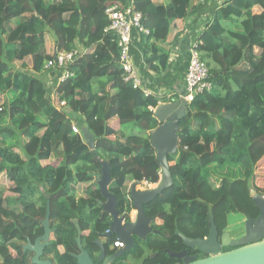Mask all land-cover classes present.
I'll list each match as a JSON object with an SVG mask.
<instances>
[{
	"label": "trees",
	"instance_id": "trees-1",
	"mask_svg": "<svg viewBox=\"0 0 264 264\" xmlns=\"http://www.w3.org/2000/svg\"><path fill=\"white\" fill-rule=\"evenodd\" d=\"M115 2L0 0V174L19 197L14 207L0 192V264H32L31 253L23 247L43 234L44 195L49 196L53 232L43 257L51 264H76L71 256L78 254L74 220L82 233V249L90 257L98 253L95 241L99 232L108 230L109 217L96 201L100 165L94 156L109 164L108 192L127 221L133 208L126 185H155L159 180L149 133L158 126L153 109L165 98L146 96L123 81L116 39L104 31L109 24L106 9ZM167 2L132 0L147 31L139 35L145 64L153 71L166 69L168 52L159 45L166 42L173 23L191 15L192 0ZM215 7L197 49L204 62L208 53L218 69L209 71L210 89L194 98L179 122L178 152L168 156L173 184L143 207L147 218L157 219V233L135 240L115 264L127 258L139 264H181L166 251L200 253L186 248L176 233L205 239L211 218L220 237L229 215L258 217L249 192L264 196L255 187L256 167L264 158V0H224ZM48 43L54 52H69L76 44L85 50L69 66L73 77L54 91L69 113L48 99L43 73L53 54ZM113 119L141 134L114 132L109 124ZM74 125L78 134L72 131ZM82 128L94 137V155ZM52 157L61 159L56 168L41 166ZM212 177L219 186L211 184ZM77 184L87 185L86 197L75 196ZM114 242L112 238L104 245L106 256L116 251L109 250Z\"/></svg>",
	"mask_w": 264,
	"mask_h": 264
},
{
	"label": "water",
	"instance_id": "water-1",
	"mask_svg": "<svg viewBox=\"0 0 264 264\" xmlns=\"http://www.w3.org/2000/svg\"><path fill=\"white\" fill-rule=\"evenodd\" d=\"M183 94V92H182ZM178 95L167 103L159 104L153 111V117L158 122V126L149 133L150 145L155 151L156 161L160 166L158 182L149 188L137 190L144 182H133L129 187V199L132 202L134 216L129 221L124 219V215L119 214L116 209V199L108 192L111 183L110 166L106 161L95 159L100 165L99 173L96 175L95 182L102 198L105 202L99 201L101 212L108 215V230L104 237H113L115 242H120L123 247L117 249L111 256L105 259L104 264H113L128 253L134 246L135 238L145 240L152 231L151 223L155 218H147L143 207L162 194L164 189L172 184V177L169 170L168 156H175L178 152V132L179 122L186 116V109L189 104ZM83 140L91 153L94 155V137L86 128L81 129ZM42 191V190H41ZM43 192V191H42ZM249 195L258 210L256 220L246 218L244 223V234L237 239H233L228 232H224L220 237L212 219L209 218V235L205 239H188L179 233L176 235L182 240L184 246L189 249H196L204 258L197 259L196 256L189 257L186 251L178 253L167 250L166 253L172 259L181 261V264H264V196L250 190ZM45 215L41 221L43 234L37 238L34 244L27 242L23 247L24 251L32 253V264H51L49 261H42L41 257L44 249L49 245L50 236L53 232L49 226V196L44 195ZM76 229V246L78 254L72 255L76 264H92L89 254L81 247V230L78 221H72ZM95 245L99 248L98 261L102 262L105 253L100 241ZM222 248H231L230 251L221 252ZM154 258V256H152Z\"/></svg>",
	"mask_w": 264,
	"mask_h": 264
},
{
	"label": "crops",
	"instance_id": "crops-1",
	"mask_svg": "<svg viewBox=\"0 0 264 264\" xmlns=\"http://www.w3.org/2000/svg\"><path fill=\"white\" fill-rule=\"evenodd\" d=\"M153 1L162 5H166L168 3L167 0ZM118 2L129 3L131 0H118ZM215 6L216 4H214L212 0H192L190 10L191 15H189L185 20H177L173 23L166 42L162 45H159L161 49L168 52V61L165 71H161L162 69L160 71H153L148 68V66L145 64V54L144 49L140 44V36H137V34L133 33L134 39L132 42L130 55L134 68L139 79L141 80L143 88L149 90L150 94L165 98L164 102H161L160 104L169 102L170 99L167 97L175 98L178 97L179 94H182L184 89V75L189 57V48L191 44H194L196 41L200 42V38L206 31L208 22H211L213 19V14L217 8ZM225 27L227 29L236 31L235 26L225 25ZM51 45L53 46V44H50V46ZM76 47L81 48L79 44H76ZM54 50L55 47L53 46L51 53H53ZM207 54L208 53H205L206 58L204 63L206 65L209 63V67L207 65L209 71L213 70L214 68L218 69L217 63L208 57ZM200 56L202 59L201 53ZM44 80H46V76ZM46 85H48L49 89L53 91V89H56L58 84L54 79H48ZM109 124L114 132H120L121 127L116 119L111 120ZM115 124L118 126L117 129L114 127ZM110 139H115V136L110 137ZM60 161L61 159L59 157H52L46 161H41L40 164L43 167L56 168ZM147 186L150 187L153 185ZM82 188H87V185L77 184L75 191L78 190V194H81L80 189ZM8 189L9 188H0V191L5 193V197L14 200L16 197L8 193ZM139 189L142 190L144 188Z\"/></svg>",
	"mask_w": 264,
	"mask_h": 264
},
{
	"label": "built area",
	"instance_id": "built-area-1",
	"mask_svg": "<svg viewBox=\"0 0 264 264\" xmlns=\"http://www.w3.org/2000/svg\"><path fill=\"white\" fill-rule=\"evenodd\" d=\"M216 5H221L224 0H212ZM106 14L109 19L108 27L105 32L112 34L116 39L119 55L117 62L122 70V78L125 83L131 84L133 89H141L144 95H150V91L143 88L141 80L134 68L130 50L134 39L133 33L139 36L147 33L141 26V14L134 10L132 0L129 3L115 2L106 9ZM198 42L191 44L189 48V57L184 75V89L181 95L183 99L190 104L198 95L210 89L209 69L204 61L201 59L200 53L197 49ZM85 53V50L80 47H75L69 52H53L52 59L46 62L43 72L46 76L45 86L48 90V99L55 108L63 112H69V108L64 101L58 102L55 99L54 91L49 89L46 85L48 79H54L57 84H60L73 77L69 66L73 61L80 58ZM172 100V98L167 97ZM72 131L75 134L79 133L76 125L72 126ZM133 212V211H132ZM107 232V231H106ZM123 244L114 242L113 248L120 249Z\"/></svg>",
	"mask_w": 264,
	"mask_h": 264
},
{
	"label": "rangeland",
	"instance_id": "rangeland-1",
	"mask_svg": "<svg viewBox=\"0 0 264 264\" xmlns=\"http://www.w3.org/2000/svg\"><path fill=\"white\" fill-rule=\"evenodd\" d=\"M50 47V48H49ZM47 48L49 50V53H51L53 46H50V43H48ZM27 64H29L28 62H26ZM2 99L0 98V101ZM114 127L117 129V125L115 124ZM121 133L125 134V135H140L141 132L139 129H137L136 127L133 126H127V127H121ZM256 181H255V187H257L260 191H264V158L258 163L257 167H256ZM211 184L215 185V186H219V180L212 177L210 179ZM11 184L8 181V179L6 178V176L4 174L0 175V188H10ZM130 184L126 185V188H129ZM152 187V186H150ZM139 188H149V186L143 184L142 186H140ZM81 191L84 190V188L80 189ZM76 195L80 196V194H78V190H76ZM10 196V195H9ZM18 200V199H17ZM134 216V212H131V218ZM242 216L239 214H231L228 216V227L226 232H228L229 234H231L230 236L234 239V238H238L241 236L242 234V227H243V223L244 220L242 219ZM60 251L62 252V250L60 249ZM126 264H139L136 261L133 260H129Z\"/></svg>",
	"mask_w": 264,
	"mask_h": 264
},
{
	"label": "flooded vegetation",
	"instance_id": "flooded-vegetation-1",
	"mask_svg": "<svg viewBox=\"0 0 264 264\" xmlns=\"http://www.w3.org/2000/svg\"><path fill=\"white\" fill-rule=\"evenodd\" d=\"M96 189H98V188H96ZM137 190H141V189H139V188H137ZM99 191V190H98ZM127 191H128V196H129V188L127 189ZM0 192H2V193H4L3 191H0ZM8 193H10L11 195H13V196H15L16 198L14 199V200H11V199H9L8 197H5V193H4V198L6 199V202H8V203H10V204H12V205H15L14 207H16V204H17V202L18 201H16L17 199H19V197H18V195H15V194H12L11 192H10V188L8 189ZM74 193H75V196L77 197V198H81V197H86V194H87V189L86 188H84V190H82L81 191V194H80V196H77L76 195V191L74 190ZM100 194V193H99ZM12 197V196H11ZM97 203H98V205H99V201L100 202H105V199L104 198H102V196L100 195V198H98L97 200ZM104 214V213H103ZM121 216V215H120ZM130 218H131V213H130V215H129V220H130ZM148 218H155V217H148ZM242 218H243V220H244V223H245V220H246V218H244L243 216H242ZM124 219H125V217H124ZM257 218H255L254 220H256ZM126 220V219H125ZM109 221H110V219H109ZM127 221V220H126ZM244 223H243V227H242V234H241V236L244 234ZM157 225V219L155 218V220L151 223V229H152V231H154V229H153V227L154 226H156ZM51 229V228H50ZM87 233H85L84 235H86ZM151 234H153L152 232L151 233H149L148 235H146V238L149 236V235H151ZM231 235V234H230ZM51 236H52V234H51ZM51 236H50V238H51ZM81 236H82V234H81ZM39 238V237H38ZM113 237H111L110 239H108V238H106V237H104V233H102V232H99L98 233V241H100L101 243H102V246H103V249H104V245L108 242V241H110L111 239H112ZM145 238V239H146ZM234 239H236V238H234ZM96 240V241H97ZM134 240H137V238H135ZM95 241V242H96ZM28 242H30V241H28ZM35 242V241H34ZM34 244V243H33ZM114 244V243H113ZM26 246V245H25ZM81 247H82V245H81ZM98 248V247H97ZM60 249L62 250V252H64L63 251V248L62 247H59V252L60 253H62L61 251H60ZM99 249V248H98ZM115 249V248H114ZM45 250V249H44ZM109 250H113V246L112 247H109ZM117 250V249H116ZM24 251V250H23ZM13 253V252H12ZM43 253H44V251H43ZM43 253H42V255H41V257L39 258L40 260H42V261H49V262H51V259H45L44 257H43ZM88 253V252H87ZM105 253V252H104ZM129 253V252H128ZM128 253H126L125 255H127ZM187 253V252H186ZM72 255H74V254H71V256ZM124 255V256H125ZM188 255V254H187ZM197 255H201V254H193V255H188L189 257H193V256H196L197 257ZM90 256V255H89ZM111 256V255H110ZM202 256V258L204 257L203 255H201ZM31 257H32V253H31ZM31 257H30V260H31ZM98 257H99V251H98V253H94L93 255H92V257H90V259H91V261H92V264H104V262H105V259H107L109 256H106V254H105V257H104V259H103V261L102 262H99L98 261ZM123 257V256H122ZM121 257V258H122ZM197 259H198V257H197ZM118 260V259H117ZM116 260V261H117ZM130 260V258H127L126 260H124L123 261V263L122 264H126L128 261ZM116 261H114V263L113 264H115V262Z\"/></svg>",
	"mask_w": 264,
	"mask_h": 264
}]
</instances>
